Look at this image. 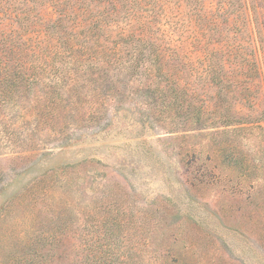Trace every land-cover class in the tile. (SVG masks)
<instances>
[{
  "label": "rangeland",
  "instance_id": "rangeland-1",
  "mask_svg": "<svg viewBox=\"0 0 264 264\" xmlns=\"http://www.w3.org/2000/svg\"><path fill=\"white\" fill-rule=\"evenodd\" d=\"M258 27L264 0H0V264H264Z\"/></svg>",
  "mask_w": 264,
  "mask_h": 264
},
{
  "label": "trees",
  "instance_id": "trees-1",
  "mask_svg": "<svg viewBox=\"0 0 264 264\" xmlns=\"http://www.w3.org/2000/svg\"><path fill=\"white\" fill-rule=\"evenodd\" d=\"M54 5H56V4L54 3ZM257 32H258V35L260 36V39H262V41H264L263 40L264 39V30L258 27L257 28ZM246 62H247L248 69L250 68L251 71H254V73H255L256 72V63L254 62V60H252V59L248 60V58H247ZM220 66H221V68H223L224 64H221ZM57 238H58L57 236H53L52 239L56 240ZM114 241H115L114 238H110V237L107 238V242L111 243V242H114ZM84 250L85 249H83V251ZM91 251H93V250H91ZM95 252H99V250L97 249V250H95ZM105 254H107V253H105ZM94 255H95V258L92 260V263H95V264H99V263L100 264L101 263L102 264H113V261H115V254L114 253H110L109 255H102V256H100V254H99V258H98L96 253H94ZM50 256H51V254H47L44 257V259H46V261H44L43 263H45V262L48 263L49 262V264H53L52 259H51ZM103 256H105V258H104L105 262H103V259H102ZM55 264H59V263H55ZM74 264H84L83 255L79 259L75 260Z\"/></svg>",
  "mask_w": 264,
  "mask_h": 264
}]
</instances>
